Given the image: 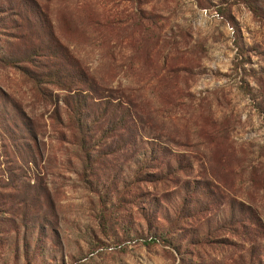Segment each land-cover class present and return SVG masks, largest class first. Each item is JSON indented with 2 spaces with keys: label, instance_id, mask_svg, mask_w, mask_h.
<instances>
[{
  "label": "rangeland",
  "instance_id": "obj_1",
  "mask_svg": "<svg viewBox=\"0 0 264 264\" xmlns=\"http://www.w3.org/2000/svg\"><path fill=\"white\" fill-rule=\"evenodd\" d=\"M17 1L0 0V264H264V0H28L23 20L3 13ZM48 31L132 96L161 180L121 183L133 162L108 156L83 181L54 120L64 92L40 98L1 61ZM143 209L165 242L133 239Z\"/></svg>",
  "mask_w": 264,
  "mask_h": 264
},
{
  "label": "trees",
  "instance_id": "obj_2",
  "mask_svg": "<svg viewBox=\"0 0 264 264\" xmlns=\"http://www.w3.org/2000/svg\"><path fill=\"white\" fill-rule=\"evenodd\" d=\"M10 3L7 5L8 9L3 11L4 14L15 13L22 20L27 18L25 14H29L30 5L28 0H19L17 4ZM20 6L24 9L21 10ZM14 28L20 31L25 29L19 24H15ZM47 35L49 37L47 43H37L20 55L1 57V61L6 65L20 68L25 77L33 82L40 98H46L44 90L47 86L64 92L61 99L63 111L56 108L54 120L60 126L59 139L62 144L64 146L70 144L69 146H73L76 152L83 181L98 183L100 176L98 167L105 163L108 156H118L123 161L133 162L131 179L121 180V183H154L161 180L164 176L160 173L163 170L160 169L163 162L160 159L165 154V146H145L142 150L137 148L139 140L143 137H138L139 134L133 135V131L143 129L146 120L142 119L140 111L135 109L138 105L132 96L124 91L103 87L54 33L48 31ZM47 52L58 60H49L46 64H33L35 70L28 65H22V62L32 63L34 56ZM104 124L107 125L106 128L103 127ZM31 139L36 147H39L36 135L32 134ZM150 142L147 141L146 144L150 145ZM131 149L133 153L135 152L133 156L129 154ZM175 162H178V159ZM142 211L143 218L147 221V227L144 229L147 233L145 231L136 233L133 239L145 244L165 242L166 233L158 229L159 216L146 209ZM165 219L167 220V217ZM152 222L157 223V226L152 225Z\"/></svg>",
  "mask_w": 264,
  "mask_h": 264
}]
</instances>
